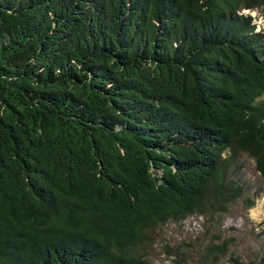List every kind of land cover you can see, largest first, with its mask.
<instances>
[{
    "label": "trees",
    "instance_id": "1",
    "mask_svg": "<svg viewBox=\"0 0 264 264\" xmlns=\"http://www.w3.org/2000/svg\"><path fill=\"white\" fill-rule=\"evenodd\" d=\"M258 8L0 0V264H153L150 230L241 198L240 157L264 184Z\"/></svg>",
    "mask_w": 264,
    "mask_h": 264
},
{
    "label": "rangeland",
    "instance_id": "2",
    "mask_svg": "<svg viewBox=\"0 0 264 264\" xmlns=\"http://www.w3.org/2000/svg\"><path fill=\"white\" fill-rule=\"evenodd\" d=\"M242 13L252 18L256 31H264L263 8ZM236 167L228 176L241 198L226 213H195L149 231L143 252L153 264H233L232 259L264 264V184L248 157H240ZM215 246L224 254L207 250Z\"/></svg>",
    "mask_w": 264,
    "mask_h": 264
}]
</instances>
